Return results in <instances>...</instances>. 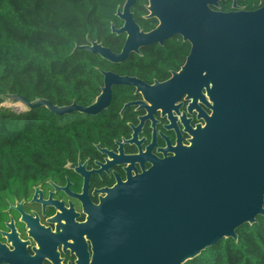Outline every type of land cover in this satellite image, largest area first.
Instances as JSON below:
<instances>
[{
	"label": "water",
	"instance_id": "1",
	"mask_svg": "<svg viewBox=\"0 0 264 264\" xmlns=\"http://www.w3.org/2000/svg\"><path fill=\"white\" fill-rule=\"evenodd\" d=\"M216 1L148 0L150 16L159 24L143 32L130 11L135 0H125L117 11L124 25L113 27L127 33L120 52L96 41L74 47L117 62L143 45L178 34L192 49L182 69L163 83L149 85L103 71L101 93L87 106L3 95L10 103L45 107L58 115L96 114L108 105L113 84L136 85L148 99L170 85L202 97L204 86L211 84L209 124L193 130L190 145H178L174 155L109 191L94 216L92 258L85 247L80 264H183L223 238L237 239L239 227L264 216V69L257 72L253 49L261 27L256 12L216 11L208 6ZM252 83L258 86L257 103L247 98Z\"/></svg>",
	"mask_w": 264,
	"mask_h": 264
},
{
	"label": "flooded vegetation",
	"instance_id": "2",
	"mask_svg": "<svg viewBox=\"0 0 264 264\" xmlns=\"http://www.w3.org/2000/svg\"><path fill=\"white\" fill-rule=\"evenodd\" d=\"M124 3L117 7L116 23L110 22V45L90 38L84 44L96 41L113 52L122 50L127 33L113 27L124 25L117 14ZM136 5L135 0L130 11L140 30H154L159 20L150 16L148 0L140 8ZM208 6L222 12H256V25L261 28L256 29L253 46L255 65L257 72L264 69V0H217ZM191 49V43L176 34L162 43L143 45L139 52L132 51L117 62L91 51L105 65L97 67L102 83L93 101L105 84L103 71L136 77L149 85L163 83L182 69ZM134 55L142 61H130ZM133 65L134 72L130 70ZM210 87L204 86L203 96L195 97L182 92L179 85H170L154 95L149 93L147 97L154 99H148L136 85L113 84L108 105L96 114H87L100 115L98 124L78 148L69 150L62 165L41 180L27 182L11 196H0V264H80L79 252L85 247L92 258L98 206L107 200L112 188L174 155L178 145L191 144L193 130L208 125L213 114ZM249 89L247 98L257 103V84L252 83ZM239 98L242 102V91Z\"/></svg>",
	"mask_w": 264,
	"mask_h": 264
},
{
	"label": "trees",
	"instance_id": "3",
	"mask_svg": "<svg viewBox=\"0 0 264 264\" xmlns=\"http://www.w3.org/2000/svg\"><path fill=\"white\" fill-rule=\"evenodd\" d=\"M124 1L0 0L1 197L55 171L100 117L58 115L45 107L16 110L3 95L20 94L30 101L42 97L59 106L90 104L100 90L97 67H104V60L74 47L87 38L110 45V22L116 23L115 12ZM145 1L136 0V7ZM236 233L237 239L223 238L183 264H264V216Z\"/></svg>",
	"mask_w": 264,
	"mask_h": 264
},
{
	"label": "rangeland",
	"instance_id": "4",
	"mask_svg": "<svg viewBox=\"0 0 264 264\" xmlns=\"http://www.w3.org/2000/svg\"><path fill=\"white\" fill-rule=\"evenodd\" d=\"M6 105H10L11 107L15 108L16 110H22L25 109V106L21 103H10V102H6Z\"/></svg>",
	"mask_w": 264,
	"mask_h": 264
}]
</instances>
